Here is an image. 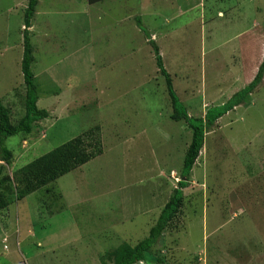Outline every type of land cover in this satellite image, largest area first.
Wrapping results in <instances>:
<instances>
[{
	"label": "rangeland",
	"instance_id": "374dc122",
	"mask_svg": "<svg viewBox=\"0 0 264 264\" xmlns=\"http://www.w3.org/2000/svg\"><path fill=\"white\" fill-rule=\"evenodd\" d=\"M27 1L0 0V101L13 124L24 114ZM233 1L200 0L166 25L167 34L159 24L142 25L156 30L152 40L191 117L246 85L250 62L232 56L241 40L231 35L264 21V9L255 10L264 0H250L244 13L229 10ZM85 11V0H38L31 71L37 107L49 117L30 135L5 140L13 155L5 170L11 175L95 126L103 152L1 211L0 264H111L106 253L147 237L181 179L191 130L170 119L146 35L137 22L105 25ZM221 119L205 134L180 212L148 264H264V83Z\"/></svg>",
	"mask_w": 264,
	"mask_h": 264
},
{
	"label": "trees",
	"instance_id": "16d2710c",
	"mask_svg": "<svg viewBox=\"0 0 264 264\" xmlns=\"http://www.w3.org/2000/svg\"><path fill=\"white\" fill-rule=\"evenodd\" d=\"M37 4L38 0H28L23 13L22 58L20 62L24 84L23 116L13 124L10 119L9 109L0 101V162H2L0 164V213L11 203L18 202L31 193L47 187L60 177L100 156L103 152L100 127L95 126L32 160L15 170L11 175L6 173L5 165L11 163L13 155L5 147V140L17 135H30L35 123L46 120L49 117V113L46 110L37 107L38 93L34 75L31 71L33 63V49L30 40L31 27ZM137 25L146 35V43L152 48L158 73L165 80L172 108L170 119L175 122H183L191 130V140L184 155L181 179L177 182L173 194L160 211L155 224L149 229L147 237L134 246L128 243H121L112 251L106 253V258L111 264H132L140 260L149 262L147 255L151 253L164 230L168 228L169 224L180 212L183 203V189L188 187L191 170L204 145L205 134L221 117L235 107L247 102L250 94L261 83L264 74L263 55V60L250 83L233 94L222 105L207 109L203 117H191L174 93L172 80L164 69L157 45L138 20ZM149 260L151 261V259Z\"/></svg>",
	"mask_w": 264,
	"mask_h": 264
},
{
	"label": "crops",
	"instance_id": "0c3cea01",
	"mask_svg": "<svg viewBox=\"0 0 264 264\" xmlns=\"http://www.w3.org/2000/svg\"><path fill=\"white\" fill-rule=\"evenodd\" d=\"M249 1L250 0H234L233 4L230 5L229 10L234 9L244 13V11L248 8ZM85 6H86L85 15L87 17L96 16L97 20L102 22V24L132 25L135 24V22H137L138 20L142 25L145 26H147L146 24L148 23L159 24L160 26H162L161 28H159V30L167 34L170 31V29H165L166 25H169L175 20L184 17L186 12L193 11L198 6L200 7V0H90V1L85 0ZM263 9H264V4L261 3L259 4L258 2V5H256L255 7V10L258 12V11H262ZM223 14H224L223 12L218 11L219 16L223 17ZM107 18H112V19L107 20ZM248 21L249 19L246 21V24H248ZM236 25L237 27L239 25L237 19H236ZM243 28L245 29L242 32L236 33L234 36L231 35L233 41L234 38H238V41L241 40V43L237 44V48L233 50L234 54H232V56L235 57L237 56L239 62L241 59H245L248 62H250V67L247 69V74H246L248 78L245 79L247 85L254 78L258 70V67L263 60L264 21H262L260 24H257L256 26H252V28L249 27L248 25L247 27L243 26L242 29ZM102 30L103 28H101V31ZM147 30L151 39H155L156 30L153 31H151L150 29ZM137 31L139 32L138 29ZM252 40L256 41L255 46L254 44H252L253 43ZM258 47H260V49L257 50ZM261 83H264V74ZM243 85L244 84H242L239 87H236L235 89H232L231 93H236L237 90L239 91L246 86ZM60 97H61L60 93H57V95L55 96V100H57L58 102H60V104L63 105L64 103L61 102ZM38 100H39V96H38ZM56 105H59V103H56ZM54 109H57V106H55ZM221 118L218 120L219 121L217 122L218 124H220V121L222 120ZM263 156H264V150H263ZM1 163L2 162H0V164ZM261 184L264 185V180L263 182H261Z\"/></svg>",
	"mask_w": 264,
	"mask_h": 264
},
{
	"label": "built area",
	"instance_id": "2783aa9c",
	"mask_svg": "<svg viewBox=\"0 0 264 264\" xmlns=\"http://www.w3.org/2000/svg\"><path fill=\"white\" fill-rule=\"evenodd\" d=\"M132 264H148L146 260H140Z\"/></svg>",
	"mask_w": 264,
	"mask_h": 264
}]
</instances>
